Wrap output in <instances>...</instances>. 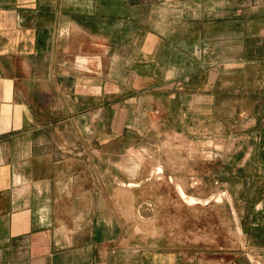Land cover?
Segmentation results:
<instances>
[{
    "label": "crops",
    "instance_id": "1",
    "mask_svg": "<svg viewBox=\"0 0 264 264\" xmlns=\"http://www.w3.org/2000/svg\"><path fill=\"white\" fill-rule=\"evenodd\" d=\"M187 3L0 0V264H264V148L243 155L261 160V182L256 197L237 202L243 208L236 216L239 246L166 248L133 242L135 229H128V221L122 224L126 234L120 233L117 199L95 201L110 207L106 212L88 207L86 178L82 184L79 176L72 178V172L86 176V168L71 167L72 151L64 145L69 137L55 135V127L68 131L66 113L90 110L87 97L97 109L106 95L119 94L118 79L127 78L136 95L172 84L169 98L180 102L178 116L186 119L191 112L197 120H209L199 112L213 106L212 95H192L183 106L184 90L177 88L188 77L182 69L184 43L176 38L182 26H172L167 17L169 10H187ZM142 10L161 11L157 26L151 28L149 14L145 24L140 22ZM157 80L163 83L154 85ZM193 87L198 89L199 82ZM229 90L226 83L230 95ZM161 111L168 115L167 108ZM84 154L73 159L77 155L80 162ZM72 192L78 195L72 198ZM196 200L193 204L200 203ZM227 205L235 215L233 204Z\"/></svg>",
    "mask_w": 264,
    "mask_h": 264
},
{
    "label": "rangeland",
    "instance_id": "2",
    "mask_svg": "<svg viewBox=\"0 0 264 264\" xmlns=\"http://www.w3.org/2000/svg\"><path fill=\"white\" fill-rule=\"evenodd\" d=\"M191 2L197 10L184 0L188 9L169 10L167 17L172 26H182V35L176 38L184 43L182 69L188 77L177 88L184 90L183 106L192 95H212L213 106L199 112L209 120H197L190 111L186 119L178 116L180 102L169 98L172 84L157 86L163 83L157 80V89L136 95L133 80L127 78L118 79L119 94L106 95L97 109L87 97L90 110L73 108L66 113L68 131L55 127V135H68L69 143L64 145L72 151L71 167L86 168V176L72 172V178L79 176L81 184L86 178L88 207L98 210L101 203L95 201L100 197L117 199L120 233L126 234L128 221L129 230L134 226L136 244L238 247L236 216L243 208L237 202L260 193L261 160L243 155L264 148L259 142V137L264 138V0ZM148 14L151 28L157 26L161 11L142 10L141 23L147 22ZM165 57L179 61L173 54ZM191 73L196 77L191 78ZM103 82L110 87L109 81ZM196 82L198 89L193 87ZM161 107L169 110L167 116H162ZM55 117L61 121L62 115ZM208 121L216 126H208ZM78 152H85L80 162L77 155L73 159ZM92 184L96 190H91ZM77 193L72 192V198ZM191 197L200 203L193 204L197 200ZM132 202L133 207L128 206ZM229 202L235 215L229 214ZM102 207L105 212L110 209Z\"/></svg>",
    "mask_w": 264,
    "mask_h": 264
},
{
    "label": "bare ground",
    "instance_id": "3",
    "mask_svg": "<svg viewBox=\"0 0 264 264\" xmlns=\"http://www.w3.org/2000/svg\"><path fill=\"white\" fill-rule=\"evenodd\" d=\"M159 171H160V170H159ZM159 171H157V174H158V173L160 174ZM155 173H156V172H155ZM180 192H181V196H182V198L185 199V201H186V197H185V195H184V192H182V191H180ZM181 196H180V197H181ZM185 201H184V202H185ZM187 202H188V201H187ZM191 202H192V200H191ZM195 202H196V201H195ZM195 202H194V203H195ZM189 204H190V203H189Z\"/></svg>",
    "mask_w": 264,
    "mask_h": 264
}]
</instances>
